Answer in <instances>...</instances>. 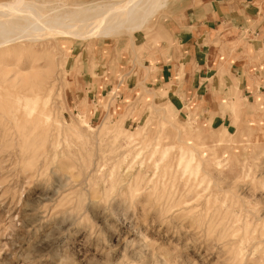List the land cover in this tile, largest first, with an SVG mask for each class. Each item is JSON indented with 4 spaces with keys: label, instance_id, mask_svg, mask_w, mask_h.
Here are the masks:
<instances>
[{
    "label": "rangeland",
    "instance_id": "1",
    "mask_svg": "<svg viewBox=\"0 0 264 264\" xmlns=\"http://www.w3.org/2000/svg\"><path fill=\"white\" fill-rule=\"evenodd\" d=\"M44 1L64 18L122 0ZM195 1L162 0L108 38L0 48V264H264V100L195 93L178 109L146 85L116 104L80 70L169 57L179 94L184 75L206 85L175 37Z\"/></svg>",
    "mask_w": 264,
    "mask_h": 264
},
{
    "label": "crops",
    "instance_id": "2",
    "mask_svg": "<svg viewBox=\"0 0 264 264\" xmlns=\"http://www.w3.org/2000/svg\"><path fill=\"white\" fill-rule=\"evenodd\" d=\"M192 9L186 12L183 25L176 27L178 34L175 37L182 44V61H186L189 54L192 62L189 64H194V68H200L201 72L211 70L212 76L206 85L197 77L187 80L184 75L187 87L179 94V87L184 85L172 83L168 74L169 57H158L151 64L144 62L141 65L137 60L136 66L141 69H137L134 62L130 66L128 61L119 59L116 61L124 64L123 67L109 73L101 58L90 62L84 56L81 57L80 70L92 72L91 67H95L93 73H98L101 79L97 91L102 95L109 89L117 88L116 104H122L127 98L134 100L136 93L146 85L165 90L169 102L178 109L186 100L191 101L195 93L202 102L205 101L203 97L208 95L212 98L220 95L226 98L242 97L248 101L260 96L264 100V0H196ZM192 37L194 39L189 43L188 39ZM208 56L209 66L206 60ZM184 65L188 66V63ZM77 68L78 65L74 64V69ZM172 88L175 92L171 91ZM98 113L93 111L94 116Z\"/></svg>",
    "mask_w": 264,
    "mask_h": 264
},
{
    "label": "bare ground",
    "instance_id": "3",
    "mask_svg": "<svg viewBox=\"0 0 264 264\" xmlns=\"http://www.w3.org/2000/svg\"><path fill=\"white\" fill-rule=\"evenodd\" d=\"M161 6L162 0H122L107 4L104 7L97 6L93 9L81 7L75 13H70L64 18H57L51 14L52 11H55L54 5H48L44 0L42 2L36 0H0V48L22 42L24 36L21 34H25V36L32 35V40L58 36L73 41L108 38L123 25H126L128 29H139L146 19L152 15L154 8ZM45 7H50L49 12L41 14L42 9ZM27 109L28 115L36 110L34 106ZM81 119V125L86 124V127H88L83 118ZM188 167L190 166L188 165ZM143 249L145 248L143 247ZM59 263L61 264V262Z\"/></svg>",
    "mask_w": 264,
    "mask_h": 264
}]
</instances>
